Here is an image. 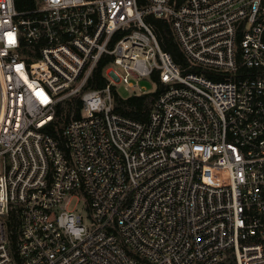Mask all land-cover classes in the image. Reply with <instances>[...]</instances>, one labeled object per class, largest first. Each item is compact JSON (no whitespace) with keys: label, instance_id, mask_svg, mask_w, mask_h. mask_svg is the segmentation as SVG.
I'll return each instance as SVG.
<instances>
[{"label":"built area","instance_id":"built-area-1","mask_svg":"<svg viewBox=\"0 0 264 264\" xmlns=\"http://www.w3.org/2000/svg\"><path fill=\"white\" fill-rule=\"evenodd\" d=\"M139 1L0 0V264H264V0Z\"/></svg>","mask_w":264,"mask_h":264},{"label":"trees","instance_id":"trees-1","mask_svg":"<svg viewBox=\"0 0 264 264\" xmlns=\"http://www.w3.org/2000/svg\"><path fill=\"white\" fill-rule=\"evenodd\" d=\"M141 4L144 3L143 0L139 1ZM147 20L151 22L155 27V32L160 41V44L164 50L169 52L174 60L179 64H186V58L182 53L178 42L175 39V36L172 31L171 24L163 19L155 18L151 15L147 16ZM107 60H103L99 65V69L94 74L95 82L93 83L94 88H103L106 86L107 80L103 75V68L105 67ZM150 102L151 98L147 95L137 96L132 95L126 99L117 98V111L121 114L129 116L135 120L146 121L150 111ZM80 116V110H78L74 118ZM70 110L60 113V118L58 123L55 126H52L50 132L58 138H62V131L64 126L71 120ZM16 234L12 235V243L15 244ZM232 258L231 264H236V259L234 256L230 255Z\"/></svg>","mask_w":264,"mask_h":264},{"label":"rangeland","instance_id":"rangeland-1","mask_svg":"<svg viewBox=\"0 0 264 264\" xmlns=\"http://www.w3.org/2000/svg\"><path fill=\"white\" fill-rule=\"evenodd\" d=\"M119 71H120L121 73H123V70H122V69H119ZM137 85H138V86H143V87H145L147 90H151L152 88H154V84H153V82H152L149 78H146V77L142 78V79L138 82ZM117 92H118L119 95H120L122 98H124V99H126V98H128V97H131V96L133 95V92H132L131 90H129V89H126V88H125V85H123V84H120L119 86H117ZM71 118H72V117H71ZM231 260H232V258H231L230 256H228L227 259H226L223 263H221V264H231Z\"/></svg>","mask_w":264,"mask_h":264}]
</instances>
